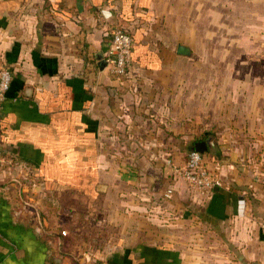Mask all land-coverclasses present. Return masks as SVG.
<instances>
[{
	"label": "crops",
	"instance_id": "1",
	"mask_svg": "<svg viewBox=\"0 0 264 264\" xmlns=\"http://www.w3.org/2000/svg\"><path fill=\"white\" fill-rule=\"evenodd\" d=\"M249 5L238 52L217 66L235 80L221 85L210 66L198 79L188 41L210 38L223 8ZM263 10L264 0H0V68L12 72L0 264H264ZM119 27L135 42L125 77L99 64ZM211 137L204 160L224 186L203 197L165 160L183 165Z\"/></svg>",
	"mask_w": 264,
	"mask_h": 264
},
{
	"label": "built area",
	"instance_id": "2",
	"mask_svg": "<svg viewBox=\"0 0 264 264\" xmlns=\"http://www.w3.org/2000/svg\"><path fill=\"white\" fill-rule=\"evenodd\" d=\"M134 38L125 28H116L112 32L110 47L106 54L107 65L116 77H125L132 64ZM12 82V72L9 67L0 68V120L3 113V104L6 93ZM4 161V158H1ZM175 178L183 180L187 187L197 195L208 197L216 188L224 186L221 176L209 168L204 160L203 153L191 149L183 165H177L171 158L165 160ZM174 189L168 188L165 196L171 198ZM65 234V232H64ZM108 264V263H103Z\"/></svg>",
	"mask_w": 264,
	"mask_h": 264
},
{
	"label": "rangeland",
	"instance_id": "3",
	"mask_svg": "<svg viewBox=\"0 0 264 264\" xmlns=\"http://www.w3.org/2000/svg\"><path fill=\"white\" fill-rule=\"evenodd\" d=\"M253 10L254 9L250 7V5L249 7L243 6V8H223L221 11L222 20L219 22L220 24L216 22L211 26L212 32L210 38L205 34V38L203 39V34H200V37L197 36L198 38L195 40L188 41L193 45V48L196 51V64H202L201 68L199 67L195 72V76H197L198 79L201 78L204 71L207 69L206 67L210 66L211 76H217L216 79L221 80V85H226V81L227 83H230L235 80V73L233 71L219 72L222 68L217 66L230 64V62L233 61L234 56L232 54L238 52L236 51V38L239 35V33H236L238 29L236 30L235 28H238V26L235 24V21H241L243 19L241 24L243 23L242 29L244 31L250 22V15ZM225 24L227 25L225 26ZM223 50L231 53L229 56H224ZM218 86L220 85L217 84L216 86H213L212 84L211 90L216 93V95H218ZM232 90H234L233 86H229L227 92H231Z\"/></svg>",
	"mask_w": 264,
	"mask_h": 264
},
{
	"label": "water",
	"instance_id": "4",
	"mask_svg": "<svg viewBox=\"0 0 264 264\" xmlns=\"http://www.w3.org/2000/svg\"><path fill=\"white\" fill-rule=\"evenodd\" d=\"M178 53L183 54V55H189L191 53V50L189 47H187L185 45H179L178 46ZM99 59H100L99 64L101 66L104 67L107 65L106 59H103L102 57H100ZM212 140H213V138L211 137L209 140L198 141L194 144V147L192 149L197 150L201 153H205L210 149Z\"/></svg>",
	"mask_w": 264,
	"mask_h": 264
}]
</instances>
